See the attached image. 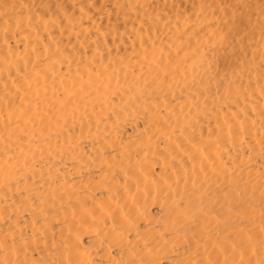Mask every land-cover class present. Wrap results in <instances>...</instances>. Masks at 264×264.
I'll list each match as a JSON object with an SVG mask.
<instances>
[{
    "label": "bare ground",
    "instance_id": "1",
    "mask_svg": "<svg viewBox=\"0 0 264 264\" xmlns=\"http://www.w3.org/2000/svg\"><path fill=\"white\" fill-rule=\"evenodd\" d=\"M0 264H264V0H0Z\"/></svg>",
    "mask_w": 264,
    "mask_h": 264
}]
</instances>
